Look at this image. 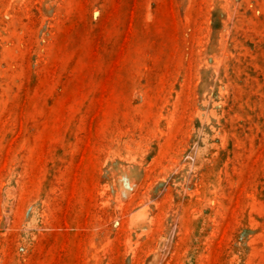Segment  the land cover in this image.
Instances as JSON below:
<instances>
[{
  "label": "rangeland",
  "instance_id": "1",
  "mask_svg": "<svg viewBox=\"0 0 264 264\" xmlns=\"http://www.w3.org/2000/svg\"><path fill=\"white\" fill-rule=\"evenodd\" d=\"M0 264H264V0H0Z\"/></svg>",
  "mask_w": 264,
  "mask_h": 264
}]
</instances>
